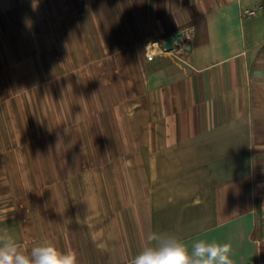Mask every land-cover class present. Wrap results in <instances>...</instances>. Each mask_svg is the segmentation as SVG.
Returning <instances> with one entry per match:
<instances>
[{
  "label": "crops",
  "instance_id": "obj_1",
  "mask_svg": "<svg viewBox=\"0 0 264 264\" xmlns=\"http://www.w3.org/2000/svg\"><path fill=\"white\" fill-rule=\"evenodd\" d=\"M249 2L0 0V177L22 178L0 232L78 264H131L151 232L264 264V4Z\"/></svg>",
  "mask_w": 264,
  "mask_h": 264
},
{
  "label": "clouds",
  "instance_id": "obj_2",
  "mask_svg": "<svg viewBox=\"0 0 264 264\" xmlns=\"http://www.w3.org/2000/svg\"><path fill=\"white\" fill-rule=\"evenodd\" d=\"M0 264H78V260L74 250L62 252L51 243L22 250L21 242L5 230L0 232ZM131 264H234L233 249L230 243L199 240L189 250L172 235L151 232Z\"/></svg>",
  "mask_w": 264,
  "mask_h": 264
},
{
  "label": "rangeland",
  "instance_id": "obj_3",
  "mask_svg": "<svg viewBox=\"0 0 264 264\" xmlns=\"http://www.w3.org/2000/svg\"><path fill=\"white\" fill-rule=\"evenodd\" d=\"M250 2H249V6L251 7L250 9H254V10H256L257 11V15H256V17H259V13L261 12V11H263V10H261V9H258V4L259 3H263L264 4V0H249ZM33 165L34 166H37V162H35V164L33 163ZM32 178H36V180H38V177L36 176V177H32ZM8 179V183H9V185L10 184H12V185H14V186H16V190L19 188L18 186V184H20V182H21V177H0V193H5L6 191H5V189H6V180Z\"/></svg>",
  "mask_w": 264,
  "mask_h": 264
},
{
  "label": "water",
  "instance_id": "obj_4",
  "mask_svg": "<svg viewBox=\"0 0 264 264\" xmlns=\"http://www.w3.org/2000/svg\"><path fill=\"white\" fill-rule=\"evenodd\" d=\"M184 39H186V33L183 31H178L170 36L165 37L161 43V47L167 51H170L174 48V44L180 43Z\"/></svg>",
  "mask_w": 264,
  "mask_h": 264
},
{
  "label": "built area",
  "instance_id": "obj_5",
  "mask_svg": "<svg viewBox=\"0 0 264 264\" xmlns=\"http://www.w3.org/2000/svg\"><path fill=\"white\" fill-rule=\"evenodd\" d=\"M244 14L248 16H254L256 14V11L254 9H246L244 10ZM149 47L146 48V53L149 54L150 56L152 55V45H148ZM159 51H166L164 48H162L160 45L158 47Z\"/></svg>",
  "mask_w": 264,
  "mask_h": 264
}]
</instances>
